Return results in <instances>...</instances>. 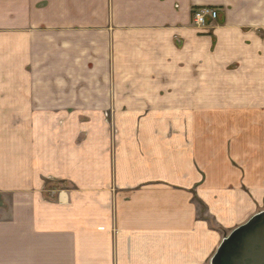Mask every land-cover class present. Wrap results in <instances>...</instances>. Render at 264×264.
<instances>
[{
  "label": "crops",
  "instance_id": "obj_1",
  "mask_svg": "<svg viewBox=\"0 0 264 264\" xmlns=\"http://www.w3.org/2000/svg\"><path fill=\"white\" fill-rule=\"evenodd\" d=\"M262 52L264 0H0V264H211L264 129L187 97Z\"/></svg>",
  "mask_w": 264,
  "mask_h": 264
},
{
  "label": "rangeland",
  "instance_id": "obj_2",
  "mask_svg": "<svg viewBox=\"0 0 264 264\" xmlns=\"http://www.w3.org/2000/svg\"><path fill=\"white\" fill-rule=\"evenodd\" d=\"M241 58L231 62L226 70L216 71L213 84L190 87V94H197L199 89L198 94L204 90V95L199 94V101L197 97H187L188 109L190 111L197 105L200 107L204 102L206 111L220 109L256 111L259 113L254 115L253 127L264 129V52L260 55L246 54ZM104 116L108 124L112 125L111 109L104 111ZM227 120L225 124H229ZM260 121L262 124H258ZM262 136L264 141V134Z\"/></svg>",
  "mask_w": 264,
  "mask_h": 264
},
{
  "label": "water",
  "instance_id": "obj_3",
  "mask_svg": "<svg viewBox=\"0 0 264 264\" xmlns=\"http://www.w3.org/2000/svg\"><path fill=\"white\" fill-rule=\"evenodd\" d=\"M211 264H264V211L223 239Z\"/></svg>",
  "mask_w": 264,
  "mask_h": 264
},
{
  "label": "built area",
  "instance_id": "obj_4",
  "mask_svg": "<svg viewBox=\"0 0 264 264\" xmlns=\"http://www.w3.org/2000/svg\"><path fill=\"white\" fill-rule=\"evenodd\" d=\"M193 22L199 26H205L208 22L214 21L218 17V11L212 7H198L192 10Z\"/></svg>",
  "mask_w": 264,
  "mask_h": 264
}]
</instances>
